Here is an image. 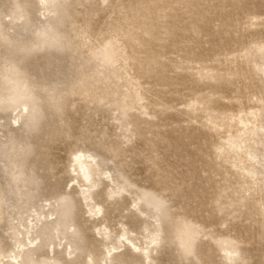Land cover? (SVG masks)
I'll use <instances>...</instances> for the list:
<instances>
[{"label": "rangeland", "instance_id": "rangeland-1", "mask_svg": "<svg viewBox=\"0 0 264 264\" xmlns=\"http://www.w3.org/2000/svg\"><path fill=\"white\" fill-rule=\"evenodd\" d=\"M259 109L264 0H0L2 250L26 243L22 264H264L262 168L221 148ZM81 151L101 210L76 178Z\"/></svg>", "mask_w": 264, "mask_h": 264}, {"label": "bare ground", "instance_id": "bare-ground-1", "mask_svg": "<svg viewBox=\"0 0 264 264\" xmlns=\"http://www.w3.org/2000/svg\"><path fill=\"white\" fill-rule=\"evenodd\" d=\"M263 112L264 110L262 111V109H259L257 111H251L250 113H246V114H242V113L238 114L235 120H236V124L238 128V132L240 133L238 135L239 140H235L234 136L230 135L228 138L226 137V139H228L227 144H225L221 148H222V151L227 152V154L229 152H233L236 156L239 155V152L242 149H244L247 157L251 161L249 167L246 169L248 174L252 176L259 175L260 172L256 166V164H259L260 167L262 168V176L264 177V113ZM250 115H252L253 118H251ZM225 118H228V117L226 116ZM209 119L212 121V123L215 126H218L217 121H216L218 117L211 116ZM90 158L91 157L87 155V153L85 152L81 151L77 153L75 157V162H76L75 171L77 175L76 178L77 179L80 178L83 181L84 180L87 181V188L85 190V193L87 194L85 198L89 201L88 202L89 206H92V209L94 207L96 208L98 207L99 210H101V207L96 204V202L94 201V197H93V190H94L93 188L96 186V181L93 175V171H94L93 160ZM0 204H1V199H0ZM125 237H126V241L129 244H132L136 249L141 250L143 254L150 257L149 247L145 248V247L138 246L133 241L132 237L129 235L128 232L124 233V238ZM33 242L34 240H30V243H33ZM124 244L126 243L124 242ZM26 246H27L26 243L19 244V248L17 250L18 252L14 251V254L12 256L6 255V253L2 250V240L0 239V264H22V257H23L22 253H25ZM189 246L191 247L192 243ZM224 250L226 252V257L229 260H232V261L236 260V257H234V254L237 253L238 250L234 251L231 248H227V247H225ZM110 253H112V250L110 251ZM105 264H113V262L111 261V257L110 259L106 260Z\"/></svg>", "mask_w": 264, "mask_h": 264}]
</instances>
